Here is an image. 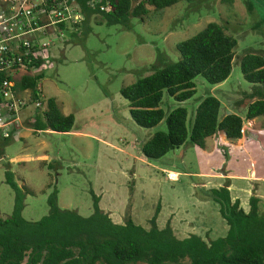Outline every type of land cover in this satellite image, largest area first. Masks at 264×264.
Returning a JSON list of instances; mask_svg holds the SVG:
<instances>
[{
	"label": "rangeland",
	"instance_id": "374dc122",
	"mask_svg": "<svg viewBox=\"0 0 264 264\" xmlns=\"http://www.w3.org/2000/svg\"><path fill=\"white\" fill-rule=\"evenodd\" d=\"M133 19L131 29L93 23L92 32L67 35L54 45L45 65L43 96L56 99L76 123L69 134L36 131L29 121L35 114L30 104L19 116L20 130L0 160V218L15 208V192L6 183V172L16 175L20 187L34 192L26 200L23 217L39 222L50 213L48 200L58 191L59 207L89 218L94 195L116 224L133 222L150 229L159 212L158 227L169 224L180 240L192 235L210 243L228 234L229 226L211 195L213 189L233 185L232 195L250 209L249 191L258 187L264 197V117L246 121L247 107L256 86L245 81L241 63L248 53L264 56V0H182L178 5ZM216 23L238 41L229 79L212 85L195 80L196 94L179 104L167 92L161 103L165 120L153 130L132 119L123 88L162 69L163 62L181 59L178 46ZM264 96V86L260 89ZM221 103L220 121L234 114L244 120L241 140L222 135L207 140V149L191 139L164 158L151 161L144 144L157 132H166V120L179 107L188 112L191 132L204 100ZM174 173L177 179L170 180ZM257 194H254L255 196ZM264 207V205H263Z\"/></svg>",
	"mask_w": 264,
	"mask_h": 264
},
{
	"label": "trees",
	"instance_id": "16d2710c",
	"mask_svg": "<svg viewBox=\"0 0 264 264\" xmlns=\"http://www.w3.org/2000/svg\"><path fill=\"white\" fill-rule=\"evenodd\" d=\"M78 1L85 15L83 30L87 35L92 32L93 23L130 30L132 20L149 16L150 8L161 12L182 0H102L97 8L90 6L91 0ZM107 4L111 11L102 12L101 5ZM237 47L238 41L216 23L179 44L180 61L163 62L162 69L122 89L133 121L143 129H156L166 118L161 109L165 92L183 104L195 96L198 77L212 85L226 82L233 71ZM44 65L45 60L40 58L35 66L41 69ZM241 71L245 81L256 86L253 97L242 102L248 109L246 121L253 122L264 117V96L260 92L264 86V56L248 53L242 60ZM43 80V73H30L22 78L18 88L30 89L37 102V87ZM35 111L29 122L36 131L69 134L75 127V116L66 115L56 99L46 98ZM220 112V101L207 98L189 132L187 109L177 108L166 120L167 131L155 133L144 144L145 157L160 160L182 148L189 138L202 149H207V140L217 135L232 142L241 140L244 120L231 114L220 121ZM18 130L14 128L11 137L5 138L0 129V160ZM8 169L6 183L15 192V208L9 218H0V264H264L263 200L252 196L250 210L246 212L239 200H233L229 185L211 191L229 226L228 234L208 243L197 235L178 239L171 224L160 229L159 212L150 222V229L135 224L131 218L125 224H116L101 209V199L96 195L94 212L89 218L61 209L59 193L55 191L48 200L49 215L39 222L27 221L23 212L27 197L34 192L25 185L20 187L10 165Z\"/></svg>",
	"mask_w": 264,
	"mask_h": 264
},
{
	"label": "built area",
	"instance_id": "2783aa9c",
	"mask_svg": "<svg viewBox=\"0 0 264 264\" xmlns=\"http://www.w3.org/2000/svg\"><path fill=\"white\" fill-rule=\"evenodd\" d=\"M102 0H91L97 8ZM102 12L109 13V4L101 5ZM85 15L78 0H0V129L5 138L14 128L20 130V114L30 104L35 110L45 100L43 81L38 84L40 101L35 102L30 89L19 90L24 76L40 73L36 61L46 62L54 45L65 43L72 31L83 30ZM18 130V131H19ZM173 173L169 179L174 180Z\"/></svg>",
	"mask_w": 264,
	"mask_h": 264
},
{
	"label": "crops",
	"instance_id": "0c3cea01",
	"mask_svg": "<svg viewBox=\"0 0 264 264\" xmlns=\"http://www.w3.org/2000/svg\"><path fill=\"white\" fill-rule=\"evenodd\" d=\"M254 122V121H253ZM174 174V173H173ZM174 175H176V174H174ZM230 186V191H231V193H232V191H233V185H229ZM259 192V190H258V187H255L254 189H253V194H250V191H249V196H248V200L252 197V196H255L254 194H257ZM257 197H259V198H261L262 200H263V205H264V197H262V196H260V195H256ZM232 197H233V195H232ZM233 200L235 201V200H239L240 202H241V206H242V208L245 210V208H244V204H243V200L241 199V198H235V197H233ZM263 209H264V207H263ZM250 210V209H249ZM249 210H245L246 212H249Z\"/></svg>",
	"mask_w": 264,
	"mask_h": 264
},
{
	"label": "bare ground",
	"instance_id": "6f19581e",
	"mask_svg": "<svg viewBox=\"0 0 264 264\" xmlns=\"http://www.w3.org/2000/svg\"><path fill=\"white\" fill-rule=\"evenodd\" d=\"M173 178L177 179V175L172 174Z\"/></svg>",
	"mask_w": 264,
	"mask_h": 264
}]
</instances>
